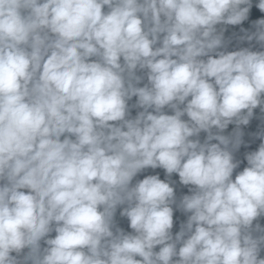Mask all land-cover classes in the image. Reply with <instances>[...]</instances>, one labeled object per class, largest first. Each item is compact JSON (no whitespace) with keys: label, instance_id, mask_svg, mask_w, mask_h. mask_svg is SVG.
Listing matches in <instances>:
<instances>
[{"label":"clouds","instance_id":"1","mask_svg":"<svg viewBox=\"0 0 264 264\" xmlns=\"http://www.w3.org/2000/svg\"><path fill=\"white\" fill-rule=\"evenodd\" d=\"M262 221L264 0H0V264H264Z\"/></svg>","mask_w":264,"mask_h":264},{"label":"trees","instance_id":"2","mask_svg":"<svg viewBox=\"0 0 264 264\" xmlns=\"http://www.w3.org/2000/svg\"><path fill=\"white\" fill-rule=\"evenodd\" d=\"M259 15L260 14L257 11L254 10V12H253V18L258 17ZM245 26H247V25H245ZM257 123H258L257 121H253V123L248 128L245 129V137L244 138H245V141L248 142L250 146L248 148H245L244 146H242L241 149H240V152L237 153V158L241 159L242 161H243V154L245 152H247V151L256 150V148L258 147V145L260 143L259 140H253L250 137V135H249V133H251V132H253V131L256 130ZM231 127L232 126H230L229 131L231 130ZM244 166H246V161H243V163L241 164V167H240V169H238V171L239 170H242ZM156 171H160L161 172V176L163 178V172H162V170H159L158 169ZM145 174H152V170H148L147 173H145ZM139 178H142V176L139 177ZM174 179H177L178 180V177H174ZM177 218H178V221L184 219V217L180 213H176L175 214L174 219H177ZM119 222L121 223V225L125 229H127V221L126 220H119ZM262 223H264V221H262ZM178 226H179V224L177 222V224L174 226V231H177L178 230Z\"/></svg>","mask_w":264,"mask_h":264}]
</instances>
